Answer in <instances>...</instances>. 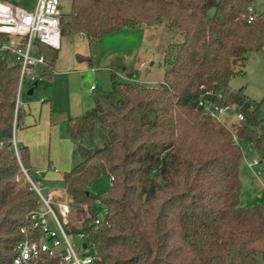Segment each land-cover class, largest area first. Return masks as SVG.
Instances as JSON below:
<instances>
[{"label": "trees", "instance_id": "16d2710c", "mask_svg": "<svg viewBox=\"0 0 264 264\" xmlns=\"http://www.w3.org/2000/svg\"><path fill=\"white\" fill-rule=\"evenodd\" d=\"M250 1L72 0L71 11H61V39L84 36L91 47L107 33L143 24L165 23L184 33L183 41L165 50L164 81H119L113 71L111 90L97 92L90 110L68 120L82 159L60 181L73 210L80 215L86 207L91 213L74 230L94 241L99 264H258L260 255L264 259V202H246L241 175L242 141L264 157L261 103L249 100L244 88L228 87L244 72L249 53L264 48V15L250 20ZM34 43L46 62L42 76H51L59 49ZM20 73L21 63L0 53V139L5 140L0 264L16 256L20 228L40 201L26 182L16 181L22 167L10 149L26 111L21 106L16 114ZM203 100L231 104L244 119L229 127L210 115ZM98 132L104 133L102 142ZM21 147V161L34 174L30 153ZM102 175L109 176L110 187L95 194L91 186ZM97 199L109 210L100 226L94 223ZM38 264H58V259Z\"/></svg>", "mask_w": 264, "mask_h": 264}, {"label": "rangeland", "instance_id": "374dc122", "mask_svg": "<svg viewBox=\"0 0 264 264\" xmlns=\"http://www.w3.org/2000/svg\"><path fill=\"white\" fill-rule=\"evenodd\" d=\"M2 1L26 9H34L37 2V0ZM253 5L257 12L264 15V0H256ZM71 9L72 0H62L61 11L69 12ZM213 12L214 10L210 11L211 14ZM183 40L184 33L181 30L171 31L165 23L154 26L143 24L107 33L103 42L95 47H91L84 36L63 37L51 76L41 77L31 95L28 94L31 87L30 81L20 91V104L22 103L21 106L26 109V115L28 116L26 127L30 125L28 123L37 121L35 126H37L36 130L38 131V147L46 160L51 165H56L61 172H64L68 170L69 164L62 165L61 160L65 161L67 159V162L70 161V169L82 159L76 152L75 142L67 130L69 118L76 114L69 110L70 97H79L83 112H87L94 106L97 92L111 90L113 71L116 72V78L119 81L129 80L128 72H134L140 80L151 85H157L159 82L164 81L163 60L166 48L171 42ZM80 55L85 58L78 59ZM142 61H144L143 64H141ZM243 70V73L235 74L231 78L228 87L234 91L244 88L249 100L260 102L259 114L264 119V48L261 51L249 53L248 62ZM39 71L41 73V67H39ZM92 84L97 87V90L91 89ZM44 97H46L47 102H43ZM51 99L53 110L50 113L44 108L43 112L41 104L48 103L50 105ZM41 110L42 115H40ZM84 113H79V115ZM223 119L229 127L239 123L238 118L231 113L224 115ZM18 132L17 127L15 138ZM97 139V141L102 142L104 133L98 132ZM241 147L247 160L258 157L256 151L250 150L251 145L247 141H242ZM244 163L241 175L244 182L243 195L248 198H245L246 202L252 204L256 201L255 198L264 201V191L260 188V182H264V163L260 165L262 169L261 181L251 172L245 160ZM21 183H25L23 178H21ZM109 187V176L102 175L92 184L91 191L98 194L107 191ZM68 194L67 196H69ZM53 205L58 211L57 204L54 203ZM95 209L97 213H102L101 206L96 205ZM87 211L86 207H82V213L78 215L73 210L68 220L69 231L79 226V221L87 216ZM46 216L50 226L55 228L51 220L52 217L48 214ZM70 236L74 243L80 241V237L76 233H71ZM258 264H264L262 255L258 257Z\"/></svg>", "mask_w": 264, "mask_h": 264}, {"label": "built area", "instance_id": "2783aa9c", "mask_svg": "<svg viewBox=\"0 0 264 264\" xmlns=\"http://www.w3.org/2000/svg\"><path fill=\"white\" fill-rule=\"evenodd\" d=\"M254 1L256 0H251L247 5L250 20L259 13L253 5ZM61 4L62 0H37L34 9H26L0 0V53L8 54L21 63L16 114L22 110V103L20 104L22 87L30 82L32 86L35 81L43 77L42 68L46 64L45 58L36 52L34 42L39 40L54 48L61 46ZM128 79L145 82L135 74ZM91 88L96 89V86L92 85ZM200 103L218 121L224 122L223 116L229 113L236 116L239 122L244 119V113L234 109L231 104H218L212 100H203ZM235 141L236 143L239 141L237 135ZM11 142L10 149L22 167V176L17 175L16 179L21 181L23 178L29 189L39 195L40 201L39 207L30 213L28 224L20 228L23 239L15 246L16 256L10 264H38L53 258L58 259V264H99L100 256L96 252L94 241L82 231L68 229V220L73 208L67 189L63 187L56 191L47 187L41 179V169H34L37 177L30 173L21 161L23 148L17 142L15 133ZM4 145L5 140L0 139V148ZM244 157L250 170L261 181L260 165L264 163V157H254L252 160H247L245 155ZM262 190L264 191V182H262ZM54 203L57 204L58 211L54 208ZM96 205L102 207V213H97L94 219L95 225L100 226L106 221L109 210L100 199L96 200ZM47 214L52 217L55 228L50 226ZM86 217H91V213H87ZM85 218L79 221L76 229L81 227ZM71 233H76L80 237L78 243L72 241Z\"/></svg>", "mask_w": 264, "mask_h": 264}, {"label": "crops", "instance_id": "0c3cea01", "mask_svg": "<svg viewBox=\"0 0 264 264\" xmlns=\"http://www.w3.org/2000/svg\"><path fill=\"white\" fill-rule=\"evenodd\" d=\"M143 63H144V61L141 62V64H143ZM92 85H94V84H92ZM93 90H97V87H96V89H93ZM45 98L46 97H44L43 102L44 101L47 102V99H45ZM68 107H69L70 111H72L73 113H76L75 116H73V117L79 116V113H84L83 112V106H82V103L80 102L79 97H74V98L70 97ZM41 108H42L43 112H44V108H45L51 113V110H53L52 99L50 100V105L48 103L45 105L41 104ZM29 110L31 111V109H29ZM42 110L40 112V115H42ZM26 114H27V111L24 112V117H23L22 123L18 127L19 132L17 133L16 140L19 142L20 145L27 147V149L30 153V160H31L32 167L34 169H41L42 170L41 179L45 182V185L51 189L59 191V189L62 188L60 180L63 178L64 173L71 169V168L69 169L71 163H70V161L67 162V159L65 161L61 160L62 165L69 164V166L67 167L68 170L61 172V170L56 165H51L50 162L48 160H46V158L41 153V151L39 150V147H38V145H39V141L37 140L38 131L36 130L37 126H35L37 124V121L35 120V123L34 122L28 123L30 125L26 127V121L28 118V116ZM15 136H16V134H15ZM262 182L263 181L260 182V188L261 189H262ZM261 192H263V191H261ZM243 197H244V199L246 198L245 195H243ZM246 199H248V198H246ZM255 200H258V199L255 198ZM259 201L264 202L263 200H259Z\"/></svg>", "mask_w": 264, "mask_h": 264}, {"label": "water", "instance_id": "95a60500", "mask_svg": "<svg viewBox=\"0 0 264 264\" xmlns=\"http://www.w3.org/2000/svg\"><path fill=\"white\" fill-rule=\"evenodd\" d=\"M38 85V81H35L34 84L30 87L28 94L31 95L33 93L34 87Z\"/></svg>", "mask_w": 264, "mask_h": 264}]
</instances>
